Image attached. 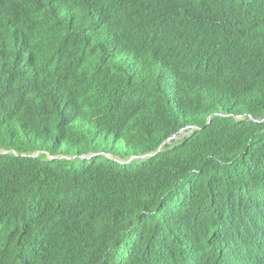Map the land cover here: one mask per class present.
Segmentation results:
<instances>
[{
	"label": "trees",
	"instance_id": "obj_1",
	"mask_svg": "<svg viewBox=\"0 0 264 264\" xmlns=\"http://www.w3.org/2000/svg\"><path fill=\"white\" fill-rule=\"evenodd\" d=\"M236 263L264 264V0H0V264Z\"/></svg>",
	"mask_w": 264,
	"mask_h": 264
},
{
	"label": "water",
	"instance_id": "obj_2",
	"mask_svg": "<svg viewBox=\"0 0 264 264\" xmlns=\"http://www.w3.org/2000/svg\"><path fill=\"white\" fill-rule=\"evenodd\" d=\"M172 137H174V135H172V136L166 138V139L161 143V145H163L165 142H167L168 140H170V138H172ZM161 145H160V146H161Z\"/></svg>",
	"mask_w": 264,
	"mask_h": 264
},
{
	"label": "bare ground",
	"instance_id": "obj_3",
	"mask_svg": "<svg viewBox=\"0 0 264 264\" xmlns=\"http://www.w3.org/2000/svg\"><path fill=\"white\" fill-rule=\"evenodd\" d=\"M149 155V154H148ZM236 264H242V263H236Z\"/></svg>",
	"mask_w": 264,
	"mask_h": 264
}]
</instances>
